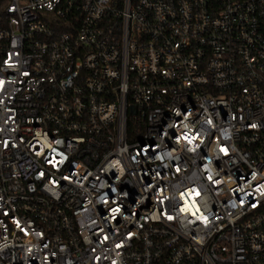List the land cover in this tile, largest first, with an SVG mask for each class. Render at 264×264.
Returning a JSON list of instances; mask_svg holds the SVG:
<instances>
[{
	"label": "built area",
	"instance_id": "obj_1",
	"mask_svg": "<svg viewBox=\"0 0 264 264\" xmlns=\"http://www.w3.org/2000/svg\"><path fill=\"white\" fill-rule=\"evenodd\" d=\"M0 264H264V0H0Z\"/></svg>",
	"mask_w": 264,
	"mask_h": 264
}]
</instances>
